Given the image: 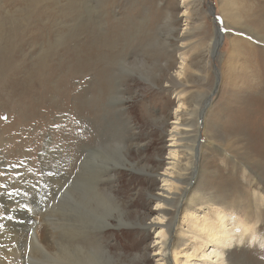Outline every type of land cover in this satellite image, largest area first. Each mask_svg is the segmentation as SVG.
Returning a JSON list of instances; mask_svg holds the SVG:
<instances>
[{"label": "rangeland", "instance_id": "rangeland-1", "mask_svg": "<svg viewBox=\"0 0 264 264\" xmlns=\"http://www.w3.org/2000/svg\"><path fill=\"white\" fill-rule=\"evenodd\" d=\"M126 127L134 169L122 161ZM171 150L190 166L195 219L264 223V0H0V207L46 187L47 168L62 173L43 208L21 211L37 217L38 239L17 243L13 222L2 226L0 264H69V233L102 226L103 194L91 184L108 167L122 215L148 226L115 227L114 259L164 264L169 218L156 197L168 196ZM69 159L81 167L70 183ZM186 206L177 233L189 230ZM196 233L170 264H216L202 256L211 238ZM230 251L225 264H264V240L243 237Z\"/></svg>", "mask_w": 264, "mask_h": 264}, {"label": "bare ground", "instance_id": "bare-ground-1", "mask_svg": "<svg viewBox=\"0 0 264 264\" xmlns=\"http://www.w3.org/2000/svg\"><path fill=\"white\" fill-rule=\"evenodd\" d=\"M116 97L118 98L117 102L120 103L121 109L123 111L122 105L125 103V98H120L118 96ZM182 122H183L182 125L184 126H188L189 124V122H187L186 120L185 121L182 120ZM73 125L74 122L72 126ZM72 126L70 130L69 140H71L72 142H76L78 138L76 134L77 130L74 129ZM131 128L126 127L122 129L121 132L124 141H121L120 145H122L123 147V152H122L123 166L128 167L127 163H129V166L131 165V167L134 169L136 168L135 165L137 163L134 164L128 157V154H130L133 146L137 144V142H134L132 139H130L131 137L130 138L128 137V134L132 133ZM182 133L185 134L187 133V131H177L176 135L177 134L181 135ZM181 139H188V138L184 137ZM182 146L186 149H190V151L193 152L194 148H191L192 146H188V144H182L180 147ZM177 151L178 150H171L169 153L170 155H172L173 157L172 159L174 160H172L169 163V165H171V170L169 173L171 174L170 177L169 175H167L168 177L166 176L164 179L166 181L169 180L171 181L169 185L170 189L168 187H167L168 189H164V192H166L168 196L165 195L166 197H162L159 195L156 197L160 199L162 203L166 206V209H162L160 211L164 215H167L169 218L167 223L164 225V227H166L165 230H167V232L162 233V236L164 237V240L162 241V245L166 246L163 254L164 264H170L169 262H171L172 259L175 262L178 261V256L181 251L179 247L182 246L184 243H186V240L188 239L187 235L189 234V231L197 232L194 235L195 236L194 238L196 239L201 238L202 232H205L207 237L211 238L210 241L215 245V248H212L210 252L204 251L202 256L204 255L210 256L212 253H214L215 254L214 257L216 256L219 257L218 261H216V264L228 263L227 261L229 260L230 257L231 247L238 245L239 243H242L243 237L250 238V240L255 239L256 241L257 239H259L260 241L264 240V229L262 228L264 223L261 220L253 221V219L252 220L248 219L247 222L240 218H236L235 221L231 223V227H228L226 213H219L217 220H213V219L211 220L206 217L203 219H198V218L195 219L194 217L195 199L193 198V196L188 197L189 195H187L191 183L190 182L187 183L186 186L183 185V182L188 179L187 176L189 174L187 170L189 169L190 166L188 167L187 164L183 163L184 159L181 157V152L179 154L177 153ZM185 155L190 156L191 154L185 153ZM78 164L79 163L77 161H73L69 159V175H68L69 183L76 175L75 172L76 168L77 169L81 168L80 166H78ZM82 164L83 163H81L80 165ZM73 165L75 166V170H73L72 168ZM138 165L139 164H137V166ZM45 172H46V176L44 177H46L47 179L46 182L48 183L46 187L44 188L39 187V189L38 187H36L37 189L36 193L35 191H32L30 197L28 196L23 197L21 203H17L16 205L13 206V207L16 206L15 207L16 209H11L10 205L8 204H3L0 207L1 213H3L2 218H0V229L2 228V226H4V224H9L10 222H13L12 224L15 226V231H13V240L17 243L25 241L27 237H34L38 239V231H39L38 225L40 223L39 221H37L36 219L37 217L32 213L33 211L32 212L31 211L21 212V211L25 210L26 207L25 202L28 203L30 201H33L34 206L35 204H37L40 208H43V205L47 203L48 196L45 193V191L48 190V187L51 188V186L49 185L51 182H57L61 179L62 173L58 168L57 170L47 168V171ZM150 172L155 173L152 169H150ZM117 175L118 174L116 172V168L108 167L105 169V171H103V173H101L94 180L92 184L90 183L91 186L97 192L103 194V198L101 199V206L103 209L102 219H101L102 226L100 228L97 227L92 228L91 226L89 229L85 230L79 237L77 236L75 239L73 235L69 233V241H70L69 250L71 246H73L74 248L73 250H75L72 253L69 251V264H122L120 257L116 260L114 259V255L112 251L114 247L110 245L109 242L110 239L108 235L111 234L114 231V228L118 226H123V225L125 226L129 224L133 226L139 224L140 226H144V228L145 226H147L142 219L133 221L130 220L129 217L125 218L122 215V211L125 212L126 215L129 213V211L126 207L127 203L125 202L122 203L120 200L121 190L120 189L112 190L113 188L109 187L115 180H117ZM118 181H121V179L118 178ZM6 184H8V182L5 183L1 182L0 189L4 188ZM1 192H0V196L5 197L6 196V195L4 196L5 192L4 193ZM47 192H50V189ZM89 197H91V195ZM183 203H187V206L184 209H182V211H183V218L186 219L187 221L189 220L190 222L189 225L187 226L189 230H185V228L182 226L179 232L177 233L176 232L177 230H175V228L178 225L177 219L181 210V205ZM116 211H118L119 216L116 215ZM22 214L24 215L23 217H26L28 220L26 228H21L19 226V221H15L16 217H20ZM11 215H14L12 216L13 218L11 217ZM2 237H3L2 232H0V245L2 243ZM39 247L41 249H44V247H42L41 245H39ZM4 252L5 251H2L0 247V256Z\"/></svg>", "mask_w": 264, "mask_h": 264}, {"label": "water", "instance_id": "water-1", "mask_svg": "<svg viewBox=\"0 0 264 264\" xmlns=\"http://www.w3.org/2000/svg\"><path fill=\"white\" fill-rule=\"evenodd\" d=\"M218 32L221 33L220 29H218ZM221 35H222V33H221ZM221 39H222V37H221Z\"/></svg>", "mask_w": 264, "mask_h": 264}, {"label": "snow or ice", "instance_id": "snow-or-ice-1", "mask_svg": "<svg viewBox=\"0 0 264 264\" xmlns=\"http://www.w3.org/2000/svg\"><path fill=\"white\" fill-rule=\"evenodd\" d=\"M158 207H162V206H158Z\"/></svg>", "mask_w": 264, "mask_h": 264}]
</instances>
